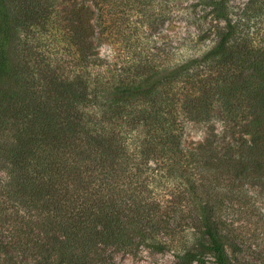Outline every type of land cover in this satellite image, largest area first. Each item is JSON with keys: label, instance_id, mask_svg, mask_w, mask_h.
Returning <instances> with one entry per match:
<instances>
[{"label": "trees", "instance_id": "16d2710c", "mask_svg": "<svg viewBox=\"0 0 264 264\" xmlns=\"http://www.w3.org/2000/svg\"><path fill=\"white\" fill-rule=\"evenodd\" d=\"M153 1L0 0V264L143 243L231 264L222 187L264 177V0H196L167 61L125 24V7L164 21Z\"/></svg>", "mask_w": 264, "mask_h": 264}, {"label": "rangeland", "instance_id": "374dc122", "mask_svg": "<svg viewBox=\"0 0 264 264\" xmlns=\"http://www.w3.org/2000/svg\"><path fill=\"white\" fill-rule=\"evenodd\" d=\"M154 0V7L144 3L143 7L148 11L160 10L164 21L155 20L153 26L148 25V20L139 12V7L129 9L125 7L126 25L133 29L138 28L139 35L144 36L142 45H155L153 49L163 53L167 61L172 46L181 40L180 37L188 36L195 30V22H192L190 14L191 5L196 0ZM241 3L244 0H233ZM131 21H134L131 22ZM127 29V28H126ZM129 29V28H128ZM127 29V31H128ZM144 30V33H142ZM146 37L150 42L145 41ZM201 42L197 45L200 46ZM144 48V47H143ZM160 49V50H159ZM181 50V49H180ZM182 50H189L184 47ZM100 54L110 55L114 49L110 44L104 43L99 50ZM165 54V53H163ZM171 57V55H170ZM206 125L194 121H187L184 127L183 139L185 143L195 144L206 135ZM232 187L230 194H225L224 200L228 205L227 227L234 234L232 243H227V251L231 256V264H264V177H246L234 184H227L223 190ZM233 204V205H231ZM116 264H177L172 250L156 251L144 243L138 246L135 254L117 253ZM193 264H217L211 256H206L203 262Z\"/></svg>", "mask_w": 264, "mask_h": 264}]
</instances>
